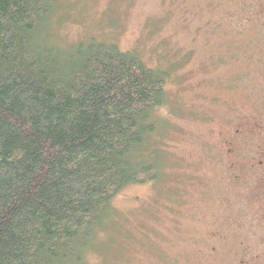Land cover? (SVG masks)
Returning <instances> with one entry per match:
<instances>
[{
    "label": "rangeland",
    "instance_id": "374dc122",
    "mask_svg": "<svg viewBox=\"0 0 264 264\" xmlns=\"http://www.w3.org/2000/svg\"><path fill=\"white\" fill-rule=\"evenodd\" d=\"M249 1L56 0L40 42L70 51L94 41L133 53L162 75L167 98L137 156L156 167L155 178L115 197V224L89 264L264 263L252 205L235 198L224 209L220 168L205 156L220 145V122L208 118L252 107L246 99L261 93L258 56L246 57L256 46Z\"/></svg>",
    "mask_w": 264,
    "mask_h": 264
},
{
    "label": "trees",
    "instance_id": "16d2710c",
    "mask_svg": "<svg viewBox=\"0 0 264 264\" xmlns=\"http://www.w3.org/2000/svg\"><path fill=\"white\" fill-rule=\"evenodd\" d=\"M55 8L0 0V264H89L115 197L157 170L137 156L162 75L116 46L40 42Z\"/></svg>",
    "mask_w": 264,
    "mask_h": 264
},
{
    "label": "flooded vegetation",
    "instance_id": "af4514ba",
    "mask_svg": "<svg viewBox=\"0 0 264 264\" xmlns=\"http://www.w3.org/2000/svg\"><path fill=\"white\" fill-rule=\"evenodd\" d=\"M243 8L247 9V21L257 26L252 35L256 39L255 49L246 57L258 56L257 63L263 72L261 93L256 95L255 101L251 95L249 99L245 97L249 103H254L252 107L245 109L244 104L228 106V111L208 118L211 123L220 122V145L208 148L205 156L214 160L220 168L223 192L226 194L222 198L224 209L230 210L235 198L238 202L251 204L249 210L263 232L261 242L264 247V0H250ZM218 66L219 63L216 68ZM237 224L236 221L230 222V226ZM213 251L216 252L215 247Z\"/></svg>",
    "mask_w": 264,
    "mask_h": 264
}]
</instances>
